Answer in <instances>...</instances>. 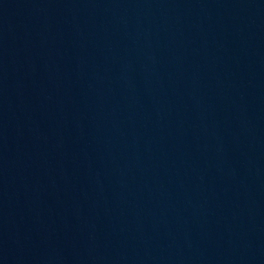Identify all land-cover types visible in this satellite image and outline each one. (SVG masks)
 <instances>
[{"label":"water","instance_id":"water-1","mask_svg":"<svg viewBox=\"0 0 264 264\" xmlns=\"http://www.w3.org/2000/svg\"><path fill=\"white\" fill-rule=\"evenodd\" d=\"M0 264H264V0H0Z\"/></svg>","mask_w":264,"mask_h":264}]
</instances>
